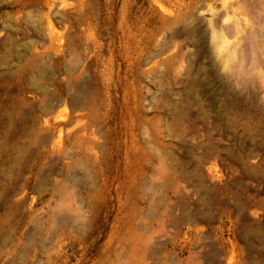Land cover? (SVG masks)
<instances>
[{"label":"rangeland","instance_id":"rangeland-1","mask_svg":"<svg viewBox=\"0 0 264 264\" xmlns=\"http://www.w3.org/2000/svg\"><path fill=\"white\" fill-rule=\"evenodd\" d=\"M243 1L226 11L223 0H0V264H264V243L250 247L246 232L258 215L264 238V132L231 115L232 104H264V0ZM222 29L249 75L239 58L236 75L222 70ZM62 32L71 47L57 61ZM93 41L105 43V71L115 51L117 80L91 75L79 98L68 71ZM89 123L105 143L101 166L76 138L55 145L61 129ZM130 124L151 161L121 185L106 156ZM248 148L250 178L234 169ZM238 190L260 205L236 212Z\"/></svg>","mask_w":264,"mask_h":264},{"label":"bare ground","instance_id":"bare-ground-1","mask_svg":"<svg viewBox=\"0 0 264 264\" xmlns=\"http://www.w3.org/2000/svg\"><path fill=\"white\" fill-rule=\"evenodd\" d=\"M244 5L245 3L243 0H223L222 2V7L226 9V11H229V10L233 11L234 8L242 9L244 8ZM226 21H229V17H226V20L223 21V23L225 24ZM232 28L234 29V35L236 37L243 31V28L240 25L239 21L234 22L232 25ZM51 34L54 35L53 31ZM55 36L57 39L55 40L57 42V46H56V51L54 53V58L57 61H61L62 59L66 57V54L69 51V48L71 47V45L68 42H66V39H65L66 36L64 33L63 34L56 33ZM214 36L220 41L219 51H220V57L222 60V70L223 71H225L226 69H229L231 70L232 74L234 73V75H236V72H233V71H237L235 70V68L238 69L240 67L239 73L237 74L247 75L248 72L252 73L253 70L250 71L248 69L249 65L247 63L248 60L246 58V53L244 52V50L237 51L236 49L232 50L230 48V44H229L230 42L228 41L226 33L223 31V29L221 31L214 30ZM242 38L246 39L247 37L243 36ZM131 44H132L131 41H127V42H124L121 46H119V48L124 50L125 53H128L130 58L132 57V54L137 51L136 47L131 48ZM86 45L87 46L85 47L84 55L83 54L81 55L80 53V57H79L76 67H73L72 69L68 71V74L70 73L69 74L70 80L81 79V85L77 91L78 93L77 95L79 98L83 97L85 92L87 91V88L90 82L89 77L91 75H93L96 79L99 77L102 80L104 87H105V76L110 75V77L107 76L106 78L108 87L112 86V83H116V80H117V75L115 73V65H114L116 55L112 47L108 46L110 57L109 59H107L108 63H107L106 71H105V43L93 41L91 44L86 43ZM122 50L121 52H124ZM237 58H239L240 66L239 65H238L239 67H236V65H234V67L230 66V64L232 65V63ZM253 69L255 71L260 70V74L262 72L261 70H263L260 66L259 67L256 66ZM195 82L197 81L192 80L191 84L193 85ZM198 83L207 84V81L200 80L198 81ZM81 106L82 104H76L75 106H73V109L76 110L78 109V107H81ZM240 106L241 104H232L231 106V109H232L231 115H232L233 123L241 124V126L245 128L247 131L254 132V130H256L257 131L256 134L263 133L264 132V104H247L246 105L247 109L245 108L242 109L240 108ZM225 115L226 113L224 109H222V106H221L219 114H218L219 120L223 121V119L225 118ZM130 126H131V129H128L127 132L131 133V139L127 138V140L125 141H122V140L117 141L116 139H113L111 142V145H113L114 147L118 149L115 152H113V155L111 154L110 151H108V154L106 156L107 161L116 168L117 172H120V170L123 169V173L117 179V181L121 185L135 182L141 162L143 160H145L146 162L151 161L150 155L148 154L147 151H145L144 153L142 152L139 153V150H141L140 148L141 144L139 143L137 139L136 126L134 124H130ZM231 127H233V125ZM75 128L76 127L66 131L65 134H64L63 129H61L57 140H55V145L57 147H62L65 141L76 138V141L77 143H79V147L82 150L84 158L90 161L89 163H91L93 167H95V165L101 166L100 165L101 162H104V159H105L104 157L105 153H101V155H99V153L105 147V143H104V140H102L103 139L102 136L98 137L100 127H98V125L95 123H89L82 127H79L76 129ZM122 152H125V153H122ZM114 156H117L118 159L114 160ZM255 157L256 156L254 155V151L251 150L250 148L243 150V151H241L240 149H237L236 153H234L235 171L237 173L238 172L244 173L248 177L252 175L253 173H256L257 167L251 166V164L249 165V162L252 161V159H254ZM254 161L255 160H253V162ZM238 179H239V176L236 178L237 184H239V180H240ZM233 201H234L233 205L235 207V210L236 212H239V213H243L246 210H250L252 207L256 205H260L261 203L260 201L257 200L256 196H253V197L248 196L242 190L240 191L238 190L234 192ZM254 219H255L254 223L251 224L250 226L247 225L248 227L246 229L247 234L250 236V240L248 242L250 247L251 246L253 247L254 242H257V244L258 245L260 244L261 246L264 243V238L262 237V234H261L262 232L259 231V230H262L263 223L258 217V215H255ZM256 246L257 245H255V247Z\"/></svg>","mask_w":264,"mask_h":264}]
</instances>
